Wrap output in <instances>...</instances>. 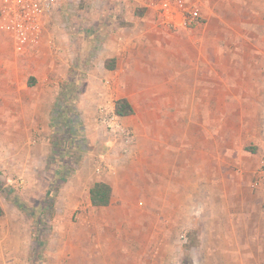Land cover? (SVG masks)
<instances>
[{"label": "crops", "instance_id": "obj_1", "mask_svg": "<svg viewBox=\"0 0 264 264\" xmlns=\"http://www.w3.org/2000/svg\"><path fill=\"white\" fill-rule=\"evenodd\" d=\"M60 5L61 2L55 10ZM144 15L151 17L155 28L169 31L159 27L152 14ZM213 15L211 11L209 17ZM241 15L242 24L237 23L241 24L240 29L231 23L226 33L241 31V37H236L238 44L233 38L227 42L235 49L243 48V55L229 50L228 54L223 53L218 36L215 39L213 33L204 29L197 39L171 45L166 41L165 47H172L177 55L170 56L169 50V56L152 57L144 72L135 70L133 62L130 66L128 61L123 63L117 55V44L108 52L110 59L104 60L101 69L99 65L97 69L92 66L94 58H81L85 68L83 73L80 66L72 71L75 78L71 79V89L79 83L77 74H84L87 79L70 109L66 104L70 92L60 94L57 87L58 81L70 78L68 68L72 62L51 37L48 22L41 41L21 55L14 51L8 36H0V112L8 101L13 111L29 113L27 119L34 121V127L49 128L58 114L69 111L72 116L68 114V118L76 117L80 124L79 113L83 127L86 122L85 127L89 128V122H96L98 108L106 103L114 106L115 101L125 99L133 109L131 116L121 118L135 135L132 154L107 158L106 171H115L114 174H105L95 181L111 188L110 204L91 205L89 190L95 182L85 199H76L72 204L97 211L104 227L96 237L99 250L90 248L87 264H186L185 256H190L189 264L264 262V258L260 259L264 257V233L243 228L247 218L243 214L223 218L210 211L207 216L192 218L200 230L194 227L196 232L188 251L178 244L171 227L189 223V209H194V213L201 207L217 209L219 161L235 159L240 153L235 143H242L236 135L249 140L252 137L247 115L264 111V61H258L259 53L264 54V0H244ZM202 24L172 32L194 31ZM208 25V30L214 32L217 25ZM81 140L86 145L85 139ZM87 149L86 145L85 152H81L83 158ZM88 162V157L82 160V170ZM82 170L74 171L72 176L84 182L92 174ZM237 202L233 199L230 208L237 207ZM84 217L93 220L92 216ZM200 224L205 227L201 229ZM79 254L84 264L88 255L84 249Z\"/></svg>", "mask_w": 264, "mask_h": 264}, {"label": "rangeland", "instance_id": "obj_2", "mask_svg": "<svg viewBox=\"0 0 264 264\" xmlns=\"http://www.w3.org/2000/svg\"><path fill=\"white\" fill-rule=\"evenodd\" d=\"M125 3V0H62L61 5L48 17L47 29L61 48L60 52L64 53V57L70 62L73 63L74 59V63H70L68 68L70 78L58 81L57 87L60 94L64 91L70 92L66 97L69 109L73 107L80 90H83L84 79H87L83 78L84 74H77L79 83L74 84L75 89H71L70 83L75 78L72 71L80 66L79 70L83 73L85 68L81 66L80 59L92 57V66L97 69L99 65L101 69L104 60L110 59L108 52H112L111 49L116 44L117 55L123 63L128 61L129 65L133 62L135 70L140 69L142 72L147 63L153 61L152 57L169 56V50L170 56L177 55L172 52V47L169 50L165 47L166 41L171 45L197 39L204 29L213 33V37L218 36L219 50L223 53L228 54L229 50L243 55V48L235 49L232 43L228 46V42L232 40L239 43L236 37H241V31L226 33V30L231 29V23L240 29L244 0H212L211 5H207L206 19L201 27L175 34L155 28L150 16L144 13L136 14L138 11ZM211 11L214 15L209 17ZM208 24L217 25L214 32L208 30ZM261 36L264 37V29ZM262 51L264 52V49ZM259 55V60L256 57V64L258 61H264V54ZM12 56L20 57L13 53ZM63 67L64 71L66 66ZM3 108L5 110L0 112V264H83L79 254L83 249L88 255L84 259V264H87L90 262V248L96 249V252L99 250L96 237L104 227L99 223L101 218L97 211L86 205L77 208L72 204L76 199L87 197L88 188L97 181V177L114 174L115 171H106L108 167L96 171L100 161L105 164L107 158L114 160L119 156L127 157L132 154L135 145L134 133L133 145L125 156L121 148L111 142L112 138L98 127L97 122H89V128H86V122H83V127L77 113L83 131L80 138L85 139L88 147L84 158L88 157L89 162L88 167L82 170L80 165L84 158L78 155L80 157L76 161L79 164L75 171H89V174H92L83 182L82 178L68 174L70 170L67 171L63 167L68 160L64 159V154L72 155L74 152L68 149L69 143L63 140L60 122H57L53 133L48 127H34V121L27 119L29 113L22 115L13 111V106L8 101H5ZM247 123L251 125V140L241 134L236 135L242 138L241 144L235 143L240 153H236L233 160L219 161L217 209L201 207L198 213L189 209V223L183 227L171 225L172 231L177 234L178 244L187 251L193 244L191 238L196 232V224L192 222V218L207 216L210 211H216L217 215L223 218L227 215L243 214L247 217L242 224L243 228L260 229L258 231L264 233V193L256 192L252 188L255 172L264 157V111L249 113ZM222 129L219 128V131ZM122 159L127 161L129 158ZM59 173L62 177L58 180L56 177ZM234 187H237L236 195ZM49 189L54 192L49 194ZM14 195L24 204V210L13 203ZM233 199H238L239 202L235 204L237 207L230 208ZM243 205L245 208H242ZM84 215L92 216L93 220L90 221ZM200 227L202 229L205 225L200 224ZM138 252L141 250L138 249ZM261 258L264 257L260 256ZM190 260V256H185L186 264H189Z\"/></svg>", "mask_w": 264, "mask_h": 264}, {"label": "built area", "instance_id": "obj_3", "mask_svg": "<svg viewBox=\"0 0 264 264\" xmlns=\"http://www.w3.org/2000/svg\"><path fill=\"white\" fill-rule=\"evenodd\" d=\"M62 0H0V36L6 35L13 43L17 54L37 45L43 38L48 17ZM135 11L152 14L155 23L169 31L190 30L205 20L209 0H125ZM98 127L112 138L125 154L129 153L134 142L133 131L123 124L114 111V106L99 108ZM100 161L96 171L104 169ZM252 188L264 193V157L255 172ZM183 239H185L183 237Z\"/></svg>", "mask_w": 264, "mask_h": 264}, {"label": "trees", "instance_id": "obj_4", "mask_svg": "<svg viewBox=\"0 0 264 264\" xmlns=\"http://www.w3.org/2000/svg\"><path fill=\"white\" fill-rule=\"evenodd\" d=\"M142 13H143L142 11H138L136 14L142 15ZM106 64L108 67V62H106ZM114 111L116 115L120 118L128 117L133 114L132 107L125 99H119L115 101ZM69 113H70L69 111H64L62 114L57 113L58 116L56 117V121H54L53 119L51 121V125L49 126V128L54 133V129H55L57 122L59 121L61 123L62 128L61 127L60 128L63 131V140L69 143L68 149L73 150L74 152V154L72 155H70L69 153L64 154V159L65 160L68 159V160L67 162L63 164V167H65V170L67 171L70 170L68 171V174L69 173L73 174L75 171V168L79 164V162H77L76 159H79L80 156L82 157L81 152H83V150L85 152L86 145L83 143V141L80 138V134L83 133L82 127L77 122L76 117L68 118ZM60 177H62V174L60 173L57 174L56 178L58 180ZM48 192L49 194H51L52 192H54V190L49 189ZM55 192H57V190ZM89 200L93 207H107L110 204V200H111V188L103 182H95L89 190ZM13 203L19 209H22V210L25 209L24 204L21 202V200L16 195L13 196Z\"/></svg>", "mask_w": 264, "mask_h": 264}]
</instances>
